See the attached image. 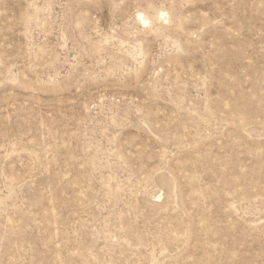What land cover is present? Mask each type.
<instances>
[{
    "label": "rangeland",
    "instance_id": "374dc122",
    "mask_svg": "<svg viewBox=\"0 0 264 264\" xmlns=\"http://www.w3.org/2000/svg\"><path fill=\"white\" fill-rule=\"evenodd\" d=\"M0 264H264V0H0Z\"/></svg>",
    "mask_w": 264,
    "mask_h": 264
},
{
    "label": "bare ground",
    "instance_id": "6f19581e",
    "mask_svg": "<svg viewBox=\"0 0 264 264\" xmlns=\"http://www.w3.org/2000/svg\"><path fill=\"white\" fill-rule=\"evenodd\" d=\"M142 14V13H141ZM143 15V14H142ZM141 16V15H140ZM145 17V16H144ZM142 19H143V17H141ZM146 20H144V22H145Z\"/></svg>",
    "mask_w": 264,
    "mask_h": 264
}]
</instances>
